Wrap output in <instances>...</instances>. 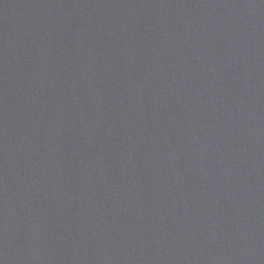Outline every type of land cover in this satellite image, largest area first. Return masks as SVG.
<instances>
[{"label": "water", "instance_id": "95a60500", "mask_svg": "<svg viewBox=\"0 0 264 264\" xmlns=\"http://www.w3.org/2000/svg\"><path fill=\"white\" fill-rule=\"evenodd\" d=\"M193 264H264V228Z\"/></svg>", "mask_w": 264, "mask_h": 264}]
</instances>
